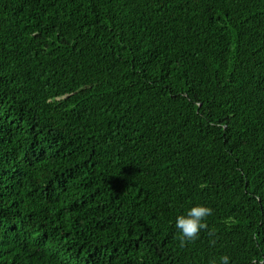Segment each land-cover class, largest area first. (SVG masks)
<instances>
[{
    "label": "trees",
    "instance_id": "trees-1",
    "mask_svg": "<svg viewBox=\"0 0 264 264\" xmlns=\"http://www.w3.org/2000/svg\"><path fill=\"white\" fill-rule=\"evenodd\" d=\"M222 256L264 264V0H0V264Z\"/></svg>",
    "mask_w": 264,
    "mask_h": 264
},
{
    "label": "clouds",
    "instance_id": "clouds-1",
    "mask_svg": "<svg viewBox=\"0 0 264 264\" xmlns=\"http://www.w3.org/2000/svg\"><path fill=\"white\" fill-rule=\"evenodd\" d=\"M213 209L204 204L195 203L184 209L175 217L174 227L179 239V246L186 247L196 241L201 232L208 229L207 218L212 215ZM211 236L212 233H209ZM215 243V241H212ZM219 264H229V257L219 258Z\"/></svg>",
    "mask_w": 264,
    "mask_h": 264
}]
</instances>
